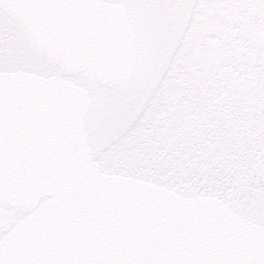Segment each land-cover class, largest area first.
Wrapping results in <instances>:
<instances>
[{"label": "snow or ice", "instance_id": "snow-or-ice-1", "mask_svg": "<svg viewBox=\"0 0 264 264\" xmlns=\"http://www.w3.org/2000/svg\"><path fill=\"white\" fill-rule=\"evenodd\" d=\"M0 264H264V0H0Z\"/></svg>", "mask_w": 264, "mask_h": 264}]
</instances>
